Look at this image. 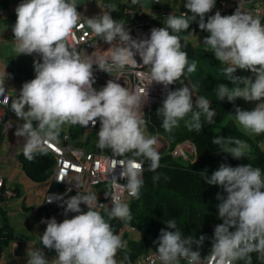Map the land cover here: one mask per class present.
<instances>
[{
	"label": "clouds",
	"instance_id": "9594fccd",
	"mask_svg": "<svg viewBox=\"0 0 264 264\" xmlns=\"http://www.w3.org/2000/svg\"><path fill=\"white\" fill-rule=\"evenodd\" d=\"M215 2L185 0L187 11L183 15L170 14L164 27L151 29L147 39L137 41L131 38L123 22H117L107 12L85 18L81 23L74 0H22L15 8L16 21L12 26L15 51L25 55L36 53L42 60L33 62L35 78L22 85L10 106L17 119L23 121L14 133L25 140L23 156L32 161L35 152L44 151L45 146L52 148L67 123L87 127L90 123L95 126L99 120L96 133L99 148L111 150L113 157L129 153L133 157L112 159L107 169L111 175L118 163L122 169L119 178L126 180V184L118 183L115 176L105 177L110 185V191L105 192V197L111 200L108 216L131 220L123 194L139 198L144 162L148 161L149 171L154 172L161 158L155 146L158 141L163 148L166 145L157 136L145 134L147 122L141 108L147 100L146 88L153 82L167 88L180 80L185 68L188 73L196 70V62L189 64L187 52L181 50V37L172 33L188 30L197 17L199 29L209 34L203 44L212 50L217 61L229 65L223 72L233 87L218 84L215 89L218 99L230 103L238 98L256 102L252 110L236 108L235 115L229 117L246 133L264 134V24L258 17L241 11V5L232 15L222 16L216 11L205 22V14L213 9ZM132 3L136 4L137 0ZM85 24L110 45L107 51L98 50L89 55L69 45L73 29L83 28ZM137 55L141 64L134 58ZM93 65L108 74L115 71L118 76H123L126 69L146 67V72L136 73L145 87L130 92L113 79L97 91L93 88ZM237 69L250 71L254 79L234 76ZM5 91L4 80L0 79V96ZM195 108L194 111L192 92L187 86L168 92L157 110V115L162 117L161 127L171 132L189 113L191 119L186 121L189 130H201L202 115L209 124L213 123L215 112L207 98H199ZM212 143L234 159L244 157L248 147L239 139L219 136ZM232 144L236 147H229ZM204 178L207 184L220 185L227 193L226 198L217 197L221 201L217 208L222 223L214 228L209 259L214 264H234L237 260L251 264L250 253L264 255V175L250 164L236 167L221 164L210 177ZM157 179L153 177L154 181ZM54 201L66 205L65 216L76 215L59 223L55 218L41 220L46 229L40 243L54 250L55 258L45 259L44 252L34 247L26 251V264H118L117 252L126 247V241L114 234L111 225L95 210L97 206H106L98 204L97 195L77 191L66 200L56 194L47 199V203ZM81 204L87 206L86 212ZM204 240L203 235L198 239L184 236L175 219H169L160 232L156 258L161 264H180V260L202 264L198 249Z\"/></svg>",
	"mask_w": 264,
	"mask_h": 264
},
{
	"label": "trees",
	"instance_id": "16d2710c",
	"mask_svg": "<svg viewBox=\"0 0 264 264\" xmlns=\"http://www.w3.org/2000/svg\"><path fill=\"white\" fill-rule=\"evenodd\" d=\"M102 4L105 13H109L117 22H123L126 29L146 16L139 0L136 4L123 0H102ZM172 5L173 3L164 0L154 4V8L170 10ZM181 11L172 15L181 16ZM167 16L169 15L163 14L154 18L159 28L165 26L163 20ZM169 31L172 33L171 29ZM197 32L198 24L193 21L188 30L172 33L181 37V50L187 52L189 64L196 62V70L188 73L185 68L184 74L180 80L171 85L170 91L187 86L198 99L207 98L211 109L215 112L212 118L213 123L209 124L202 115L201 130H189L186 127V121L191 119V113H189L179 121L178 127L173 128L171 132H165L161 127L162 117L157 115V110L165 98L158 100L144 116L147 122L145 134L146 136H157L165 142L167 149L160 155L159 167L154 172L149 171V162H144L143 185L139 198H131L127 204L130 208L131 220L140 224L149 236L150 252H156L160 232L165 229L166 221L175 219L178 229L184 236H192L196 239L202 235L205 237L202 246L198 249L200 256L204 257L212 246L214 228L222 223V220L218 218L217 208L221 201L217 197L219 195L226 198L227 195L222 186L207 184L204 176L210 177L221 164L231 167L250 164L254 168H259L264 175V152L254 145L244 150V157L234 159L231 155L223 153L219 145L212 143V140L218 137L216 128L228 120L235 103V101L230 103L227 99L220 101L216 95V86L224 84L231 88L233 85L223 72L229 65L217 61L212 50L203 43L194 45L189 41V36ZM233 75L245 78L248 72L237 69ZM193 110H197L195 104ZM98 127L100 128L99 122ZM82 132V127L71 124L68 129L69 139L79 147L89 143L91 152L99 150L102 155L112 156L111 150L99 148L96 136L98 131L89 133L87 138H81ZM186 143L192 146L193 155L173 157L172 152L176 147ZM16 158L25 176L33 183H45L52 178L55 172V157L46 150L35 152L34 159L28 161L23 156L22 148L18 151ZM118 158L133 157L129 153ZM135 158L143 159V157ZM153 177H158V179L154 181ZM17 192V188L14 189L15 195ZM11 241L12 233L0 227V260ZM193 250H197L195 246ZM249 255L251 264H263L264 255L256 252ZM180 261L184 264V260ZM0 264L3 263L0 261ZM234 264H245V261L237 260Z\"/></svg>",
	"mask_w": 264,
	"mask_h": 264
},
{
	"label": "crops",
	"instance_id": "0c3cea01",
	"mask_svg": "<svg viewBox=\"0 0 264 264\" xmlns=\"http://www.w3.org/2000/svg\"><path fill=\"white\" fill-rule=\"evenodd\" d=\"M21 2L22 0H0V79L4 80L5 93L11 96V101L18 97L22 85L33 79L35 75L33 62L39 61V55L36 53L25 55L18 54L15 51L12 26L16 21L15 8ZM74 3L77 6V11L81 14V22H84L85 18H92L105 13L102 0H74ZM183 3L184 1L180 2V6L184 7ZM186 11L185 9V12ZM85 25L86 28L92 32L87 24ZM224 64L228 65L226 63ZM246 71L248 72V76L245 78L253 77L250 71ZM240 86L243 87V85ZM237 103L241 104L239 109L244 111L252 110L256 104V102H246L241 98H239V102L235 100L234 104ZM12 113L13 111L11 110L8 120L10 130L6 135L0 137V163L6 165L3 176L6 178L7 186L13 190L17 188L18 192L13 198L0 201V227L12 233V241L4 250L0 261L3 264H26V251L34 247L40 248V250L44 252L45 259L52 260L55 258V251L44 248L40 243V236L43 235L46 229V224L41 223V220L46 221L55 218L59 223L64 219H71L76 213H68L67 216H65L64 207H66V205L61 206L62 201L49 207L46 205V199L56 194L62 195L66 200L71 196H75L77 191H66L65 187L54 182L53 178L42 185L31 182L24 174L25 178L22 184H12L10 180L7 179V177L10 179L12 176L11 171H15L16 167L21 170L19 163L14 160L13 157L4 154L7 152V148L12 141V136L16 131L11 128L12 124L10 119ZM234 115L235 113L233 116ZM230 125L236 133V139L240 137L239 140L247 144L248 148L257 145L264 152V134L256 135L246 133L232 118H230ZM84 135L85 134L82 132L81 138H87V136ZM64 137L62 140L58 138L54 143L63 145ZM22 139L24 140V138ZM69 142L71 143V139ZM87 144H85V146L83 145L82 148L87 152H91L89 151L90 145L89 143ZM234 146L236 147L235 144ZM10 166L13 167L9 170ZM41 186H43V188H41ZM32 189L34 190L30 191ZM107 191H109V187L105 184L93 190L92 194L97 195V202H102L106 205L103 208L97 206L95 210L99 211L106 222L111 225L113 233L119 235L122 241H126V247L117 252L116 259L118 264H132L144 255L150 253L148 243L149 236L145 233L142 226L135 223L133 220H121L108 216V211L111 206L107 203V198L105 197V192ZM78 192L81 194L90 193L84 190V185ZM35 193H37L38 196L36 195V199L33 201ZM44 196L45 202L43 200ZM123 202H125V200H123ZM125 203H128V201ZM38 205L40 208H37ZM80 207L83 211H87L86 205L81 204ZM30 218H33V222L28 221ZM180 264H182L181 261Z\"/></svg>",
	"mask_w": 264,
	"mask_h": 264
},
{
	"label": "built area",
	"instance_id": "2783aa9c",
	"mask_svg": "<svg viewBox=\"0 0 264 264\" xmlns=\"http://www.w3.org/2000/svg\"><path fill=\"white\" fill-rule=\"evenodd\" d=\"M123 1L132 2V0ZM161 1L164 0H153L154 4H158ZM168 1L170 3H180L184 1L185 3V0ZM239 5H241V11L247 12L254 17H258L261 20V23L264 24V0H216L213 9L209 13H206L207 18L214 15L216 11H219L222 16L232 15ZM184 12L185 7H183L180 13L183 15ZM165 18L163 21H165ZM153 28H159L154 22V18L145 16L142 20L129 27L127 30L129 31L132 39L139 41L141 39H147L150 36L151 29ZM68 43L70 46H74L78 51L84 52L89 55L93 52H97L98 50L107 51V49L110 47L109 44L105 43L100 37H97L93 32L86 28V25L83 28H74L69 37ZM115 46L117 45L113 44V47ZM134 58L136 59L137 64L142 63L138 55ZM39 61L42 62L40 56ZM92 71L95 79V83L93 84V86L104 87L107 81L116 79L117 81L115 82L120 83L121 86L126 87L130 92H135L139 88L145 87V83L141 81V78L136 75V73L146 72V67L126 69L123 76H118L115 71H112L108 74L97 69L95 65H93ZM34 78L35 75L33 76V79ZM170 89L171 85H169L167 88L155 82L149 85L146 88V91L148 93L147 100L141 108V111L144 113V115L158 100L166 98V95L168 92H170ZM10 106L11 96H9V94L7 93H5L3 96H0V137L6 135L10 130V125L8 122L11 113ZM82 130L83 134H85L84 136L87 137L89 133L99 131L98 120L96 121L95 126L90 123L87 127H82ZM69 140V136L66 135L64 137L63 145H58L53 142L54 146L52 148H47V146H45V150L48 151L52 156H54L56 160V168L52 176L54 182L63 185L68 192L79 191L84 185V190L90 193H92L93 189L102 184H107L110 191V185L108 179L105 178L106 176H109V179H111L112 176H115L118 183L126 184V180L119 178V174L122 169L118 163L111 175L107 171L109 165L112 163V159H116L117 161H119L122 158L102 155L99 152H87L82 147L71 144ZM24 142L25 140L16 137L13 134L12 141L7 148L6 155L13 157L14 160L17 161V151L23 148ZM159 143L160 142L158 141V144ZM186 144L177 146L176 149L172 152V156L186 157L188 155H193V148L189 145L192 149V152H189V150L187 151L185 149L187 147ZM157 145L155 146L156 148ZM76 169H79V172H77ZM62 173H64L63 176ZM75 185H78V187H76ZM14 196V190L7 186L6 178L0 176V201L4 199H11ZM47 199V206L59 202L54 201L53 203H47ZM130 199L131 197H129L125 192L123 194V200L129 201ZM107 203H109V205L111 206L110 198H107ZM98 204L104 203L100 202ZM210 251L211 248L209 249L207 255L201 257V259H203L202 264H214V262L209 259ZM132 264H161V262L156 258V252H150L149 254L144 255L142 258ZM184 264H187V261L184 260Z\"/></svg>",
	"mask_w": 264,
	"mask_h": 264
},
{
	"label": "rangeland",
	"instance_id": "374dc122",
	"mask_svg": "<svg viewBox=\"0 0 264 264\" xmlns=\"http://www.w3.org/2000/svg\"><path fill=\"white\" fill-rule=\"evenodd\" d=\"M140 4L143 8L144 14L147 17H152V18H157L158 16L163 15V14H175V13H178L181 9H183V7L180 6L179 3H173L170 10L155 9L153 0H140ZM188 15H192V14L188 13ZM206 19H207V14H205V22H206ZM194 21L198 24L199 23V17H197L196 20H194ZM208 35L209 34L207 32L200 30L198 27V32L196 34H191L189 36V41L194 45L202 44L204 38ZM93 88L96 89L97 91H99L102 87L93 86ZM190 91L192 92V99H193V103L195 104V102L198 100V98L195 96V94L193 93L192 90H190ZM236 101L239 102V98L236 99ZM240 106H241L240 103L234 104L230 115H233L235 113V109L239 108ZM25 110H27V109H25ZM10 122L12 124L11 128H13L15 130H16V127L18 125L23 123V121L18 120L17 117H15L14 112L11 115ZM70 125H71L70 123H67V124L62 126L60 133H59V136H58L59 139L62 140L65 135L69 134L68 129H69ZM34 126H35V122H34ZM216 132H217V136H219V137L236 139V133L233 131V129L231 128V125H230V117L228 118V120L224 124H222L216 128ZM239 139H240V137H239ZM71 144H75V142H73L71 140ZM186 145L188 148L186 147L185 149L187 151L189 150V152H192V149L189 146L190 144H186ZM229 147H235V146H234V144H232V145H229ZM156 149L158 152L161 151L163 149V144L159 143L157 145ZM246 149H248V147ZM4 154L6 155V153H4ZM11 167H13V166H10L9 170L11 169ZM5 168H6V165L3 163H0V176H2V177H4L3 175L5 173L4 172ZM11 174H12V176L10 177V179L8 177H7V179L10 180V182L12 184H17V183L22 184V182L24 181V178H25L24 177L25 174L22 170H19L16 167L15 171H13V170L11 171ZM42 184H45V183H38L37 185H42ZM28 185H30V184H28ZM41 188H43V186H41ZM33 190L34 189H32L30 191H33ZM36 195H37V193H35V198H33V201L36 199ZM43 200L45 202V196L43 197ZM37 208H40L39 205L37 206ZM28 221L33 222V218H30Z\"/></svg>",
	"mask_w": 264,
	"mask_h": 264
},
{
	"label": "water",
	"instance_id": "95a60500",
	"mask_svg": "<svg viewBox=\"0 0 264 264\" xmlns=\"http://www.w3.org/2000/svg\"><path fill=\"white\" fill-rule=\"evenodd\" d=\"M166 149H167V148H166V145H165L164 148H163L161 151H159V154L162 155L163 153H165ZM98 151H99V150H98Z\"/></svg>",
	"mask_w": 264,
	"mask_h": 264
}]
</instances>
